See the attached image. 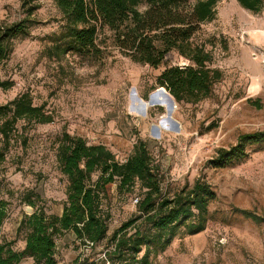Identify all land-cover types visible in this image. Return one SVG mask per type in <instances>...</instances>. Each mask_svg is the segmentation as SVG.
Segmentation results:
<instances>
[{
  "label": "rangeland",
  "instance_id": "rangeland-1",
  "mask_svg": "<svg viewBox=\"0 0 264 264\" xmlns=\"http://www.w3.org/2000/svg\"><path fill=\"white\" fill-rule=\"evenodd\" d=\"M25 19L27 34L13 40L0 62V77L12 82L9 89L0 88V104L27 92L52 121L20 120L18 136L6 149L0 141V196L8 202L0 232L14 238L23 212L32 211L19 200L27 190L39 195L37 205L47 213L61 212L66 180L55 148L63 132L105 145L120 161L140 138L165 176L164 187L199 179L215 192L204 229L194 234L180 230L149 264H264V221L240 212L264 217V140L244 142L240 156L217 162L242 135L264 133V0L256 12L236 0H217L213 19L201 24L197 41L211 50L222 77L213 95L197 103L174 102L156 83L162 67L130 60L109 39L105 55L48 57L46 47L64 29L54 1L0 0V24ZM107 34L103 29L98 39ZM171 61L184 64L182 58ZM106 188L103 207L110 234L135 211L138 196L136 191L117 192L114 183ZM20 238L14 247L22 245ZM72 238L69 232L56 237L59 264H79L80 250ZM103 247L101 242L91 249L97 264H108Z\"/></svg>",
  "mask_w": 264,
  "mask_h": 264
},
{
  "label": "trees",
  "instance_id": "trees-1",
  "mask_svg": "<svg viewBox=\"0 0 264 264\" xmlns=\"http://www.w3.org/2000/svg\"><path fill=\"white\" fill-rule=\"evenodd\" d=\"M64 29L46 47L48 57L66 54L96 57L108 54L105 39L121 55L151 67H162L156 83L177 104L197 103L210 98L222 77L213 65V55L204 41H197L201 24L213 19L217 0H53ZM250 11H259L263 0H236ZM144 5L141 9L140 6ZM25 20L0 24V62L6 59L13 40L28 32ZM106 29L108 34L98 39ZM103 44V45H101ZM182 58L184 64L172 62ZM12 82L0 77V88ZM49 123L52 115L42 104H35L27 92L0 104V141L6 149L18 136L17 122ZM264 140L256 132L240 137V143L222 151L220 164L240 156L244 142ZM60 173L65 177V199L59 214L47 213L37 205L39 195L22 193L19 200L31 207L17 222L14 238L0 241V264H59L56 237L69 232L79 247V264H97L90 255L103 242L102 255L108 264H149L150 258L164 250L181 230L194 234L205 227L208 204L215 192L203 180L192 185L164 187L165 176L148 148L137 139L131 153L122 161L101 143L89 144L81 136L63 132L55 148ZM4 151L0 147V163ZM216 162V163H217ZM96 177L92 179V175ZM119 193L136 191L135 211L108 234L109 213L103 207L108 184ZM8 202L0 196V227L8 216ZM242 215L255 222L264 221L247 210ZM22 239V248L14 247ZM102 260V259H101Z\"/></svg>",
  "mask_w": 264,
  "mask_h": 264
},
{
  "label": "crops",
  "instance_id": "crops-1",
  "mask_svg": "<svg viewBox=\"0 0 264 264\" xmlns=\"http://www.w3.org/2000/svg\"><path fill=\"white\" fill-rule=\"evenodd\" d=\"M16 225H17V224H16ZM8 237H9L8 234H5V233H3V232H0V241H1L2 239H4V238H8ZM23 245H24V242L22 241V245L19 246V249L22 248ZM30 263H31V261H30L29 259L23 261V264H30Z\"/></svg>",
  "mask_w": 264,
  "mask_h": 264
},
{
  "label": "water",
  "instance_id": "water-1",
  "mask_svg": "<svg viewBox=\"0 0 264 264\" xmlns=\"http://www.w3.org/2000/svg\"><path fill=\"white\" fill-rule=\"evenodd\" d=\"M160 88H163V87H160ZM159 88V89H160ZM164 89V88H163ZM172 97V96H171ZM172 100L175 102L174 98L172 97ZM175 107V105L173 104V108ZM30 209V208H29Z\"/></svg>",
  "mask_w": 264,
  "mask_h": 264
},
{
  "label": "built area",
  "instance_id": "built-area-1",
  "mask_svg": "<svg viewBox=\"0 0 264 264\" xmlns=\"http://www.w3.org/2000/svg\"><path fill=\"white\" fill-rule=\"evenodd\" d=\"M133 202H134V204H135V202H136V199H134V201H133Z\"/></svg>",
  "mask_w": 264,
  "mask_h": 264
}]
</instances>
